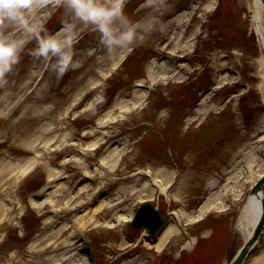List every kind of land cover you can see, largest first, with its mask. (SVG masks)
<instances>
[{
	"label": "rangeland",
	"instance_id": "1",
	"mask_svg": "<svg viewBox=\"0 0 264 264\" xmlns=\"http://www.w3.org/2000/svg\"><path fill=\"white\" fill-rule=\"evenodd\" d=\"M37 1L32 0V7ZM191 1L193 0H155L154 4L146 3L137 10L133 6L134 0H126V11L134 21L140 23L141 34L145 36L142 42L134 43L138 46L139 53L125 69H122L123 71L121 70L122 72L119 71L115 75L116 78L114 76L110 80L111 95L108 100L98 106L96 101L92 100L97 107L92 105L90 109H87L86 106L91 102L89 99L96 93L88 94L83 102L72 108L69 118L59 123V128L55 129L58 130L56 134H45L46 139L48 136L56 135L57 139L54 141L58 144L64 133L68 132L70 142L76 138L78 143L71 147L66 146L65 150L61 146L62 153L57 148L59 152H55L52 157L47 156L46 158L40 154L36 158V161L41 164L40 167L22 189H18L19 185H15L18 181L16 178L20 175L18 168L13 175H5L6 178L0 174V181L5 178V182L3 180L0 182V184L3 183L0 185V202L3 204L5 198H10L15 209V213L8 211L10 214L6 215L3 220L0 217V264H52L58 258L71 252L66 246L58 250L53 248L56 243L53 237L52 240L50 239V236L53 232L52 227L58 225V219L52 223V226L51 223L45 224L46 220L42 219L46 217L44 215L49 214L50 208H54L50 205L51 200L46 198H49V194L56 187L60 176L55 175L50 178L49 171L44 164H48L57 173L58 170L65 172L69 177L66 180L67 188L55 197L57 204H62L64 207L61 215H67L65 217L72 219L78 214L91 216L92 213L89 214L85 210L89 204H94L97 200L100 201L95 204L97 206L104 200L111 203L109 208L105 206L102 211L98 212V216L94 221L88 222L85 229L101 264H144L146 257L152 255L153 251L148 247L133 250V246L123 237L117 222L118 215L132 211L134 205L142 200L141 196L157 204L163 212L176 211L180 220L191 222L193 218L199 216L197 213L208 199L206 194L212 191L209 186L210 181L217 180L218 187L228 184L227 179L235 166L233 160L234 154H237L235 152H238L237 156L239 155L235 158L238 162L235 171H239L238 168L242 162L241 155L256 147L255 142L260 137L258 131L262 129L264 122L263 95L259 88L264 82V69L261 67L264 48L251 25L247 0H225L220 12L213 16H210V12L205 7L211 0H200L203 3L199 7V12L204 13L203 17L208 19V24L201 30L199 29L200 36L195 42L194 55L188 54L190 47L189 49L188 47L180 48L179 51L186 54L185 58L193 59V63L189 66L190 69L203 70L201 78H196L194 74L192 78L186 80V72L190 69L187 67V70L182 69L187 64H179L176 62L177 59L167 65L161 61L155 65L156 60H151L153 58L151 54H155L158 47H167L164 43L169 39L173 40V43L167 48L172 49L181 35L185 22L175 21L176 17L172 16L173 13L184 3L188 4ZM52 9H55V13L53 12L50 18L53 21L49 19L48 22L47 20L45 29L55 24L67 12L62 4L53 6ZM43 17L37 13L33 16L34 20L31 23L36 21L40 23ZM199 18L197 16L195 22H199ZM74 23L77 30L83 28L79 22L74 21ZM20 26L18 22L9 21L0 24V31L11 32L16 38L25 37L27 39L28 33L24 28L20 29ZM193 28H191L192 31ZM86 32L89 36L96 34L89 29H86ZM27 41L20 61L8 73L0 77V107L7 104L16 108L14 115L10 114L9 117L0 115V161L19 164L20 167L28 163L29 159L35 158V152L41 146L38 144L36 149L30 150L22 143V139L31 132H35L36 135L40 127L54 122V119L60 116L59 114H62L79 98L80 93L87 88L89 80L95 79L102 70L107 71L113 66L114 62L108 63V55L113 49L119 48L121 53L130 46H116L110 49L104 45L101 52L96 53L82 46L75 47L74 59L79 66L70 68L60 76L52 66L54 60L46 61L30 55V50L36 47V40L29 38ZM225 53L234 57L236 68L243 75V81L253 86L244 104L247 114L249 112L253 114L251 122L254 128L248 132L243 131L232 111L233 102L236 101L232 98L239 92H243L240 81L233 86L228 87V85L221 89L214 100H209L205 105L199 106L200 112L196 114V117L201 116L198 123L203 122V126L198 129L193 127L188 133L182 134L178 126L179 117L186 113V110L192 114L197 95L213 80L225 74L226 67H220L217 63V57ZM46 66H48V72L43 73L45 70L42 68ZM149 67L154 69L150 71ZM164 72L170 77H163ZM157 73H160V76H157ZM42 74L43 77H41ZM150 74L158 77L153 82L156 89L154 99L145 103L144 106L140 103L138 109L133 108L126 114H120V110L114 111V114L119 113V116L123 115L125 119L121 122H107V126L104 127L100 119L114 108H120L116 106L120 100H124L131 94L134 95L132 83L146 78L150 80ZM184 78L186 82L183 86L174 85L177 79ZM41 85L38 92L36 88ZM231 91H235L236 94H230ZM171 96L183 98L182 105H179L178 109L167 111L165 108L167 105L161 101ZM227 96L231 97V103L225 101ZM34 100L35 106L32 105ZM52 101L56 104L52 105ZM252 102L259 104L255 107V111ZM224 105L227 106V110L222 115L215 118L213 116L208 119L204 118L203 113L209 108L215 109ZM47 106H50L51 110L45 108ZM94 109L97 110L96 113ZM70 118L77 119L74 122ZM152 120L155 126L145 132L146 123ZM87 125H91V130L87 129ZM84 130L95 132L85 136ZM104 132L107 138H103V145H98L102 146L100 150L93 152L92 155L88 153L86 158L89 164L85 161L87 166L77 164L75 166L73 161H67L73 151L88 150L87 145L98 136L105 134ZM138 137L144 138L142 144L132 146L133 141ZM117 141L121 142L122 146H117ZM114 147L123 149L126 152L125 158L113 168L109 165L101 170H92L91 178L95 182L83 194L84 197L90 196L85 199L76 198L78 189L85 187L84 184L82 185V174L88 171L89 166L98 168L99 160L109 155ZM262 147L264 148V144ZM51 149L54 148L51 146ZM65 161L70 166L64 165L66 167L63 171L61 165ZM145 167L152 169L154 181L163 184L166 190L164 194L160 193L157 188L152 189L145 175H137L140 171L146 170ZM263 170L264 167L260 169V171ZM233 182L231 181V185ZM99 183L102 185L100 186ZM246 187L244 196L241 194L238 198L237 194L235 195L236 189L230 188L234 204L230 212L210 216L209 218H212L210 221L207 219L209 222L205 226L189 227L186 229L187 233L175 232L170 249L164 251L169 252V255L164 254L158 246L159 251L154 253L157 263L163 261V264H230L245 241L241 232L236 228V220L249 192V186L246 185ZM103 192H107L108 195H103ZM36 198L39 202L34 201ZM69 200L72 201L68 203ZM3 206L7 209L5 205ZM41 206H45L42 209L45 211L40 217ZM22 212L27 213L26 220L25 223L19 224L16 222V216ZM189 216L195 217L188 218ZM107 223L112 226V229H96L98 225ZM128 229L130 230V227ZM132 231L134 230L131 228ZM21 232L25 234L24 237H21ZM132 234L134 239L141 237V232L134 231ZM188 240L194 241L195 247L188 248L181 253V247ZM262 252H264V235L258 250L247 264H264V258L256 260ZM72 253L74 251L70 254ZM136 253L137 256L131 258ZM129 255L131 257H128ZM76 259L77 257H71L69 264H79Z\"/></svg>",
	"mask_w": 264,
	"mask_h": 264
},
{
	"label": "clouds",
	"instance_id": "2",
	"mask_svg": "<svg viewBox=\"0 0 264 264\" xmlns=\"http://www.w3.org/2000/svg\"><path fill=\"white\" fill-rule=\"evenodd\" d=\"M74 21L83 29L99 34L108 48L142 42L140 23L126 11V0H59ZM32 0H0V24L18 22L36 40L30 55L46 61L54 60L53 68L62 76L70 68L79 66L75 61V46L80 37L76 24H69L55 33H48L43 23H30ZM27 39L16 38L11 32L0 31V77L8 73L21 59Z\"/></svg>",
	"mask_w": 264,
	"mask_h": 264
},
{
	"label": "bare ground",
	"instance_id": "3",
	"mask_svg": "<svg viewBox=\"0 0 264 264\" xmlns=\"http://www.w3.org/2000/svg\"><path fill=\"white\" fill-rule=\"evenodd\" d=\"M50 3L53 4V2H48V4H50ZM213 3H214V0H211L206 5V8L207 9L211 8ZM250 4H251V9H252V21H253L254 30L256 31V33L260 37L264 36V6L259 0H250ZM188 15L189 14L187 12H181L180 15H178V17L174 18V20L175 21L179 20V21L182 22V21L187 19ZM192 36L193 35L191 34L188 37H182V36L178 37L177 38V43H176V45L174 47V52H175V50H178L181 46L190 47L191 48L193 46V42H194V39H193ZM261 41H262V39H261ZM170 43H172V41ZM119 52H120L119 48L113 49L111 54L108 55V58H109L108 59V63H110V62H112V63L115 62L116 63V58L118 60L119 57L121 56V54ZM219 64H220L219 66L223 67L226 64V62L225 61H221ZM261 67H262V69H264V55H263V58L261 60ZM103 71H105V70H103ZM165 74H166V72H165ZM154 78L156 79L157 77H154ZM228 80H235V79L233 77L231 78L229 75L225 74L219 80V84L222 86ZM95 81H96V79L89 80V86L94 85L96 83ZM259 88H261L262 91L264 92V83H263L262 86H259ZM142 97H143V94L140 95L141 101H142ZM133 104H134L133 105L134 107L137 106L138 105V101H135ZM32 105L35 106V102H32ZM128 106H129L128 101H122L121 102V108L122 109H126V108H128ZM7 107H8V105L6 104L3 107V109H0V114H3ZM26 108H28V107H26ZM46 108L48 110H51V108H48V107H46ZM106 118H113L114 119L115 117H112L111 114H106L104 116V118H102V121H104ZM52 124H53V122L49 123L48 125L45 124L42 127H40L38 129V132L36 133V135H35V132L28 133L27 136L22 139V143L28 149L33 150L35 145L37 143L41 142V141L43 143L50 142L51 139L54 138L53 137L54 135H52V137L48 136L47 139H46L45 138V134H49V135L54 134V132L51 129L52 128ZM262 129L264 130V126L262 127ZM93 132H95V131H91V132H89V134H93ZM105 134H103L101 136H98L96 139L91 141L88 146L90 148L95 147L99 142H101L103 140ZM43 137H44V139H42ZM260 138H264V132L262 133V136ZM113 149L114 150H112L110 152V155H107V156H105L103 158L104 161H105V164L108 165V166L110 165L112 168L116 166V164L118 163V161H119V159L121 157V152L118 150V147H114ZM235 153L238 154V152H235ZM237 154H234L235 158H237L239 156V155L237 156ZM241 156H242V159L245 160L244 163L249 164L250 166H252L256 162H261L260 163L261 167L264 166V158H261V159L257 158L256 155H255V149H249L246 153H243ZM71 159L74 161V163H78L81 166H87L86 163L84 161H81L79 158L72 157ZM234 161H235V159H234ZM243 164H242V166H243ZM235 165L237 166V164H235ZM44 166L49 171V177L50 178H52L55 175L59 174V173L55 172L54 169H52L48 164H44ZM17 168L21 169V168H23V166L20 167L19 164H12V163H8V162L0 161V174H3L4 177H5V175L6 176H8V175L10 176L11 174L13 175L14 174L13 172L16 171ZM236 168L233 169V171L230 173V175H229V177L227 179V183H228L227 185L218 187L217 186V180L213 179L212 181H210L211 183L209 184V186L213 189L212 190V194L204 202V204L201 206L199 213H197L198 215L203 214L205 212V210H207L210 207H213L215 204L218 203L217 201L220 200L219 197L222 195V189H223V192H228L231 187H234L237 190V193H238L237 196L238 197L240 196V194L242 193V190L245 188L244 187L245 185L242 184V183H239L237 181L239 176L242 174V171H241L242 167L241 166L239 167L241 174H238V171H235ZM147 173L149 175V172H147ZM260 173H264V171L261 172L260 170L259 171L258 170L255 171V170L251 169L248 172V175H247V179L248 180H246L247 181L246 184L248 185L250 183V185H253L254 183H256L257 180L259 179V177L261 176ZM102 175H103V172H102ZM5 178H2L1 181L3 180L5 182V180H4ZM231 181H235L233 183V185H231L232 184ZM2 184L3 183H1L0 185H2ZM99 185L101 186L102 184L99 183ZM55 186L56 187L53 189L52 193L49 194V196H48L49 198H46V199L49 200V201L51 200L50 204L57 206V201L55 200V197L56 196L58 197L59 196L58 193L64 191L67 187L63 183H57ZM83 186H85V187H81V188L78 189L77 194L75 195L76 198L85 199V198H88L90 196V195H88V197H84L83 194H84L85 190H89L91 188V185H83ZM141 199H145V197L141 196ZM36 202H38V200ZM61 205L62 204H58L60 209L63 208ZM110 205H111V203H108L106 200H104V202H102L100 205H98L95 208V210L93 211L94 214L92 216H81V217H78L77 218L78 227L80 226L82 228H87L88 222H90L93 219H95L96 215H98V212L102 211L105 208V206H107L109 208ZM3 213H4V206L0 202V217L3 215ZM132 214H133V211H128L126 214H119L118 215V219H120L124 215H126L128 218H130L132 216ZM259 215H260L259 200L257 198H255V197L250 196L248 198V200L245 202V204H243L242 208L240 209L239 216H238L237 221H236V228L241 232L244 240L248 239L249 236L251 235L253 229L256 226V223L258 221ZM198 217H200V216H198ZM188 218H193V217L189 216ZM97 224H100V223H97ZM175 232H177V228L172 226V225L169 226L166 229V231L163 233V235H162L163 242L165 240H167L170 236H172ZM55 233H58V230H56L53 234H51V236H50L51 240H52V237H53V235ZM67 244H71V240L69 239V237L64 239L61 243L55 245L53 248H55V250H58V249H61V248L65 247ZM263 258H264V252H262V254L258 255L256 260H260V259H263ZM58 260H59V258H58ZM81 264H85V262H83V260H82Z\"/></svg>",
	"mask_w": 264,
	"mask_h": 264
},
{
	"label": "water",
	"instance_id": "4",
	"mask_svg": "<svg viewBox=\"0 0 264 264\" xmlns=\"http://www.w3.org/2000/svg\"><path fill=\"white\" fill-rule=\"evenodd\" d=\"M262 2L264 3V0H262ZM252 193L260 197L263 210L255 232L253 233L250 240L242 248L232 264H242L244 262L245 258L252 252L260 232L264 227V178L253 189ZM165 221V216L157 211V209L151 204H146L137 213L133 221V226L135 228L145 227L149 231L150 235L154 236L159 228L165 223Z\"/></svg>",
	"mask_w": 264,
	"mask_h": 264
}]
</instances>
